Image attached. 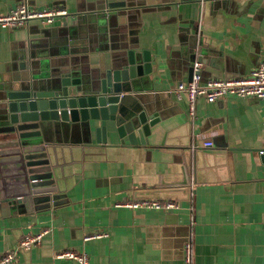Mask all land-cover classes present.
Returning <instances> with one entry per match:
<instances>
[{"label": "crops", "instance_id": "1", "mask_svg": "<svg viewBox=\"0 0 264 264\" xmlns=\"http://www.w3.org/2000/svg\"><path fill=\"white\" fill-rule=\"evenodd\" d=\"M21 2L72 15L52 25L0 27V87L21 76L18 65L27 59L41 75H56L70 61L88 81L125 61L128 50H149L158 65L131 92L159 121L145 144L117 150L85 147L76 133H50L58 194L68 203L44 210L2 205L0 255L23 235L45 231L12 264H79L54 256L66 249L87 254L89 264H183L187 239L191 264H264V101L199 98L190 119L187 96L176 91L188 81L182 49L193 34L203 43L189 49L202 53V82L248 76L264 61V0H0V13ZM183 177L189 198L172 208L123 205ZM95 232L108 236L87 238Z\"/></svg>", "mask_w": 264, "mask_h": 264}, {"label": "water", "instance_id": "2", "mask_svg": "<svg viewBox=\"0 0 264 264\" xmlns=\"http://www.w3.org/2000/svg\"><path fill=\"white\" fill-rule=\"evenodd\" d=\"M202 46L196 33L189 37V47L182 49L188 81L194 63L203 62L202 53L189 49ZM34 65L32 59L23 61L18 65L21 76L0 87V207L31 204L34 210H44L68 203L58 194L50 133H76L85 147L117 150L145 144L159 121L154 107L131 92L135 80L158 65L149 50H128L125 61L111 64L88 81L74 72L70 61L56 75L38 74ZM260 157L264 160V152ZM187 184L183 177L181 182L162 183L160 189L142 190L134 196L187 200ZM19 199L23 202L18 203Z\"/></svg>", "mask_w": 264, "mask_h": 264}, {"label": "built area", "instance_id": "3", "mask_svg": "<svg viewBox=\"0 0 264 264\" xmlns=\"http://www.w3.org/2000/svg\"><path fill=\"white\" fill-rule=\"evenodd\" d=\"M72 13L64 7H42L39 9L29 8L26 2L10 8L4 13H0V27L19 28L26 27L31 22L42 25H52L60 18L71 16ZM199 63H194V72L189 81L179 82L176 86L177 93H185L188 99L187 116L194 119L195 103L199 98L207 102H213L223 97L254 98L264 101V61L260 62L248 76L241 77H220L212 78L205 82L201 81L199 73ZM264 126V122H263ZM202 146L211 147V141H204ZM264 152V147L259 153ZM123 205L130 208H154L169 209L174 206L172 201H160L156 199H136L123 202ZM45 231L35 234L23 235L15 250L5 252L0 255V264H12L17 257L18 250H29L40 243ZM108 236L107 232H95L87 238H99ZM57 258H67L77 261L79 264H89V259L85 253H77L66 249L54 254ZM183 264H191L190 243L188 239L182 246Z\"/></svg>", "mask_w": 264, "mask_h": 264}]
</instances>
